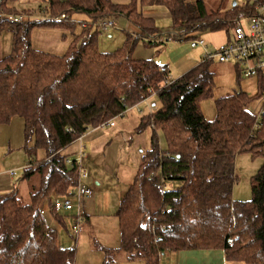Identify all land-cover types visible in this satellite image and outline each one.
Instances as JSON below:
<instances>
[{"label":"trees","instance_id":"obj_1","mask_svg":"<svg viewBox=\"0 0 264 264\" xmlns=\"http://www.w3.org/2000/svg\"><path fill=\"white\" fill-rule=\"evenodd\" d=\"M19 1L0 0V12L45 18L0 19V29L13 32L11 53L0 58V124L23 118L24 145L32 156L21 177L31 186L30 202L16 188L0 195V264H74L75 249L60 246L57 230L40 214L44 201L70 194L78 183L77 168L63 151L90 128L153 94L160 106L142 121L153 128L151 145L116 212L120 249L147 264H159L166 251L217 248L229 261L264 264V164L251 177V199L233 197L237 155L264 158V117L255 125L246 110L260 98L263 79L255 95L240 91L217 100V116L208 120L200 101L213 94V61H201L162 87L169 68L155 58L133 57L141 41L165 44L153 40L162 33L144 6L165 7L172 28L188 38L206 30L229 35L240 13H253L255 4L208 11L202 0H39L33 13L15 6ZM107 17H124L135 27L113 52L98 48L105 30L95 24ZM37 24L69 30L74 38L67 53L33 48L30 32ZM39 151L45 154L41 159ZM154 172L159 175L151 181Z\"/></svg>","mask_w":264,"mask_h":264},{"label":"rangeland","instance_id":"obj_2","mask_svg":"<svg viewBox=\"0 0 264 264\" xmlns=\"http://www.w3.org/2000/svg\"><path fill=\"white\" fill-rule=\"evenodd\" d=\"M113 1L118 3H129L132 0ZM197 1L198 0H187L188 3H196ZM246 1L247 0H202L208 11L228 10L234 6V3L242 5ZM38 2L39 0H20L15 6H17L21 11L27 9L34 13V11L39 10ZM142 10L144 14H152L151 16L154 17L152 18L159 30L169 33L172 29H174L172 28V20L169 11L165 7L160 5H148L144 6ZM30 16L33 18L29 19L45 18V15L40 13L31 14ZM76 18L77 20H80L81 18H84V16L76 15ZM103 20L114 21V26L110 28L109 31L105 30L100 32L98 36V48L101 52H113L123 46L126 35L128 32L133 30V26L124 17L117 19L107 17ZM242 21L246 24L248 22V18L242 17ZM80 28V26L76 27V34H78L77 31L80 30ZM174 31L179 33L176 29H174ZM231 33L232 29L229 30L230 36H232ZM195 35L203 38L208 44V48L210 50L216 49L230 37L227 30H206L197 32ZM30 36L33 48L56 55H64L67 53L74 38V35L69 30L62 28L61 26H45L40 24L32 26ZM12 43L13 32L11 29L8 27L0 29V58H3L11 53ZM168 43L172 44H154L153 46L157 50H161V52H164L165 50L167 51V49L174 44L180 46L182 53H188L189 51L198 53L200 49L203 52V49L200 47L192 48L188 40L173 41ZM170 49H172V47ZM210 70L213 73L215 84L213 94L200 101L201 110L208 120H214L217 116V100L231 96L240 91H244L249 95H255L260 90L259 83L262 78L258 76L253 77L244 75L239 71L240 69L234 61L219 62L218 60H214L210 66ZM152 104H155L154 108L160 106V101L154 94L131 106V109L126 111L123 116H116L113 119L114 123L117 124L116 126L106 125L100 128L98 127V129L95 130H88L83 135L86 157L84 163L86 166V164L89 165L90 162V160H87V157H90L91 155V140L95 137H102L100 140L94 139V143H100L101 140H105L104 134L106 132H114L112 136L108 137V139L112 142L113 151L117 149L116 152L118 153L116 161L117 165H115L116 168L113 169L114 173L112 174L105 170L106 163L103 158V153H98V155L93 154L91 157L95 156V159L92 158L90 163L91 167L86 166L87 169H93L94 174L101 173V179L104 180L105 186H109L111 189L109 190V193L115 188L116 184H118L119 187H123V183L126 184L128 182L127 180L131 179L134 170L139 166V159H141V155L145 153L148 148H150L151 134L153 132L151 126H138L136 129L134 123L135 121L129 117L130 112L135 114L137 111L145 116L148 115V107L152 108ZM159 138L161 144L165 146L162 132H159ZM30 146H33V143L30 142ZM77 150L78 142L75 141L64 149L63 153L74 157ZM44 156L45 154L42 151H39L37 154L38 159H41ZM31 160L32 156L29 154V151L24 145L22 118L20 116H14L10 123L0 124V194H5L10 189H7L8 181H3V177H9L8 174H6L8 173L7 170L17 166V164L23 163L24 161L25 163H29ZM16 161L18 162L16 163ZM263 164L264 158L262 156H254L247 152L237 155L235 161V172L237 178L233 188L234 199L242 201L251 199V177L259 171ZM23 174L24 167H20L17 170V175L13 181L17 188L18 185L20 187V197L29 196L26 181L24 180L25 182H23L21 179ZM89 175L91 176L90 173ZM117 206V203H111L108 206L101 205L98 208L99 216L96 218L90 217V219L86 218L78 236L74 234L72 229V225L75 221L74 214L76 210L74 209L68 212H61L63 215V221H55L54 224L57 225L55 228L58 230L57 233L60 246L75 249L74 264H104V257H108L112 254L110 249L105 247H115V245L118 246V244H120V229L116 215ZM172 254L173 252L166 251L164 260H167ZM194 255V258L197 260L199 257L198 255L200 254H197V256L196 254ZM162 257L163 256L161 255V258ZM164 263L166 264L167 262ZM108 264H110V261ZM229 264L247 263L242 261H231Z\"/></svg>","mask_w":264,"mask_h":264},{"label":"built area","instance_id":"obj_3","mask_svg":"<svg viewBox=\"0 0 264 264\" xmlns=\"http://www.w3.org/2000/svg\"><path fill=\"white\" fill-rule=\"evenodd\" d=\"M255 4L253 13H246L245 11L235 19L236 24L232 29L231 39L220 44L216 49L210 50L206 41L196 36L185 38L184 35L175 32L174 30L169 33H164L153 40L157 42H176L182 40H188L192 48L200 47L203 49L201 61H214L234 63L240 68L241 73L246 76H258L263 79V87L261 90V96L255 104H250L246 107V110L251 113L256 124L260 123V120L264 117V4L258 3L257 0H247L245 3ZM62 15L61 18H64ZM7 17L9 20L15 22H24L30 15L24 13H2L0 12V19ZM242 17L248 18L246 24L243 23ZM103 30H107L114 26V21L103 20L95 24ZM174 81L172 77H167L161 85L166 87ZM147 99V98H145ZM131 106H126L124 111L119 113L117 116H123L126 111H129ZM115 118V117H114ZM102 123L99 127L106 125H113V119ZM78 150L74 157H67L66 162L70 165H74L78 171V183L68 195L56 196L52 200L44 201L40 208V214L45 216L49 213L59 214L63 211L76 210L74 214L75 221L72 225L74 234L78 236L82 230L83 223L85 221L84 206L85 202L92 198L94 195V187L85 182L89 177V171L85 166V144L83 142V136L77 139ZM12 175H17V170L11 171ZM159 175L158 172H154L149 180L153 181ZM163 192L165 193L166 186L163 184Z\"/></svg>","mask_w":264,"mask_h":264},{"label":"crops","instance_id":"obj_4","mask_svg":"<svg viewBox=\"0 0 264 264\" xmlns=\"http://www.w3.org/2000/svg\"><path fill=\"white\" fill-rule=\"evenodd\" d=\"M145 15L148 17H153V16H151L152 14H150V13L145 14ZM129 27H130V25H129ZM172 30H174V29H172ZM134 31H135V27L133 26L132 32H134ZM161 33L164 34L165 32L161 31ZM154 44L155 43L150 44L146 41H141L136 46L135 51L133 53V57L135 59H144V60H149L152 58L157 59L162 65H166L169 68L170 77H172L173 79H177V78L181 77L182 75H184L185 73H187L188 71H190L191 69H193L194 67H196L197 65H199L201 63V60H202L201 49L199 50L198 53H194V51L193 52L189 51L188 53H186V52L182 53L180 46H177L176 44H174V45L170 46V48L172 47V49L168 48L167 51L165 50L164 52H161V50H157L153 46ZM165 44H172V43H165ZM152 105H153L152 108L148 107L149 113H152L153 111H155L158 108V107L154 108L155 104H152ZM143 116L144 115L138 111L135 114L130 112L129 118H131L135 121L134 123H135L136 129L138 128V126L139 127L142 126ZM22 120H23V118H22ZM116 125L117 124L114 123L113 125H109V126H116ZM91 129L95 130V129H98V127L90 128L89 130H91ZM152 131H153V128H152ZM23 133H24V120H23ZM113 133L106 132L104 134L105 140H101L100 143H97V144L94 143V141H95L94 139L100 140L102 137H95L93 140H91V142H92L91 155H90V157H87V160H90V162H89V165L86 164V166L91 167V164H90L91 160H92V158L95 159V156L91 157L93 154L98 155V153H103L104 154L103 158L105 159V163H106L105 164V170L109 171L112 174L114 173L113 169H115L116 168L115 165H117L116 161H117L118 153L116 152L117 149L115 151H113V147L111 144L112 142L110 141V139H108V137L112 136ZM151 137H152V134H151ZM24 144H25V136H24ZM160 146L163 147L164 145L161 144V142H160ZM106 151H107V153H106ZM143 154L141 155L140 158H142ZM17 162L18 161H16V163ZM139 162L141 163V159H139ZM140 163H139V165H140ZM28 164H29L28 162L25 163V161H24L23 163L17 164V166L9 168L7 170L8 173H6V174H8L9 177H3V181H6V180L8 181L7 189L10 188L8 190V192L16 188L18 190L19 196H20L19 185L17 184L18 185V188H17L16 184L13 183L16 175H12L11 171L12 170H18L20 167L25 168ZM88 169H89V173L91 174V176L89 175V177L85 180V182L94 187V195L92 198L88 199L85 202V206H84L85 220H86V218L90 219V217L96 218L97 216H99L98 215L99 214L98 208L101 205H107L108 206L111 203L112 204L117 203L118 204L117 210H118L119 206L121 204V201H122L124 195L126 194L129 186L133 183L134 178H135L136 173H137V170H138V168H136L134 170L133 176L131 177L130 180H127L128 182L126 184L123 183V187H119L118 184H116L115 188L109 193V190H111V189L109 186H105L104 180L101 179V175H100L101 173L94 174L93 169H91V168H88ZM25 181H26V184L28 186V195L29 196H25V197H21V198L25 202H30L31 186L27 180H25ZM25 181L23 180V182H25ZM35 182H38V181L35 180L34 183ZM22 184H25V183H22ZM8 192H6V193H8ZM0 195H3V194H0ZM58 216H56V214H52V213H49V214L44 216L47 223L52 228H54L56 230H57V228H55V227L57 225L54 224V222L55 221H58V222L63 221V219H62L63 215L61 213H59ZM118 226H119V222H118ZM59 244H60V241H59ZM119 245L120 244H118V246L115 245V247L114 246L105 247V248L110 249L112 251V254H110L108 257L107 256L104 257L103 261L108 259V261H110V264H147V261L145 258H143L141 256L140 257H138V256L132 257L130 252L123 250V249H120ZM171 252H173V254L170 255V257L167 260H164V257L166 256V252L164 254H162L163 257L162 258L160 257V263L159 264H165L164 262H167L168 264H170V263L171 264H229V262H231L226 258V254H225L224 250L219 249V248H217V249H189V250L171 251ZM194 254H196V256H197V254H200V255H198L199 257L197 260L194 258V256H195Z\"/></svg>","mask_w":264,"mask_h":264},{"label":"water","instance_id":"obj_5","mask_svg":"<svg viewBox=\"0 0 264 264\" xmlns=\"http://www.w3.org/2000/svg\"><path fill=\"white\" fill-rule=\"evenodd\" d=\"M236 3H234V5H235Z\"/></svg>","mask_w":264,"mask_h":264}]
</instances>
